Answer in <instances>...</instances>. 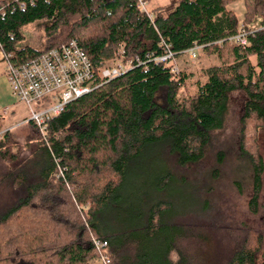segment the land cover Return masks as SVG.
<instances>
[{
  "label": "trees",
  "instance_id": "16d2710c",
  "mask_svg": "<svg viewBox=\"0 0 264 264\" xmlns=\"http://www.w3.org/2000/svg\"><path fill=\"white\" fill-rule=\"evenodd\" d=\"M236 1L244 8L240 22L227 9ZM135 2L0 0V52L14 65L71 40L94 68L117 60L118 51L122 60L159 57L161 40L177 55L203 46L200 51L218 61L194 93L183 91L187 74L173 73L171 63L135 67L49 120L47 145L30 122L22 146L4 132L0 197L6 192L11 198L0 211V264H97L91 238L106 241L110 264H264L259 231L190 225L182 215L169 219L171 204L161 198L169 175L136 200L122 188L145 147L166 148L175 168L199 161L224 122L229 94L238 91L244 100L237 144L252 171L247 209L257 214L264 173L257 144L264 132V29L243 48L226 41L240 27L250 29L264 0H177L167 14L149 9L150 19ZM39 20L47 23L44 46L19 47L22 29ZM30 144L31 156L19 160ZM54 158L65 168L58 178Z\"/></svg>",
  "mask_w": 264,
  "mask_h": 264
},
{
  "label": "rangeland",
  "instance_id": "374dc122",
  "mask_svg": "<svg viewBox=\"0 0 264 264\" xmlns=\"http://www.w3.org/2000/svg\"><path fill=\"white\" fill-rule=\"evenodd\" d=\"M177 0H151L147 9L162 7L165 14L170 13L173 3ZM233 11L240 22L244 8L242 2H234L227 7ZM46 21L39 20L25 26L23 41L19 47L30 46L34 50L44 46L43 26ZM261 25L258 17L254 20L250 30L254 31ZM119 53V51H118ZM177 68L187 74V83L183 91L194 93L196 84L206 80L205 72L218 65L212 54L203 51L195 60H178ZM108 65L113 61L107 62ZM244 97L238 91L229 94L228 109L224 122L219 130L212 133L211 141L204 150L202 158L186 168H175L166 148L154 145L145 147L139 156L128 167L127 177L123 181V190L133 195L132 199L144 192H150L157 181L164 179L165 174L171 177L161 198L171 204L167 217L177 218L182 215L181 222L204 227H230L232 229H252L262 234L264 247V173L261 179L262 189L258 203L257 214L247 209L251 196L252 171L248 160L239 153L237 135ZM3 117L2 128L6 125ZM21 124H23L21 122ZM24 125V124H23ZM29 134V133H28ZM11 136V135H10ZM14 144L24 142L23 133L16 132L10 137ZM258 152L263 159L264 171V132L257 136ZM19 160L30 156L28 151H21ZM0 199L1 212L4 204L11 195L4 193ZM186 215V217H184ZM176 216V217H175Z\"/></svg>",
  "mask_w": 264,
  "mask_h": 264
},
{
  "label": "built area",
  "instance_id": "2783aa9c",
  "mask_svg": "<svg viewBox=\"0 0 264 264\" xmlns=\"http://www.w3.org/2000/svg\"><path fill=\"white\" fill-rule=\"evenodd\" d=\"M148 0H136L137 9L145 14L148 19L151 14L147 9ZM24 4H21L23 7ZM3 13L0 14V17ZM261 25L258 29H264V9L258 15ZM256 29V30H258ZM245 30L240 27L237 32L229 37L226 42L231 45L243 48L247 45L250 36H254L256 31ZM161 40L158 46L162 49V55H146L143 59L139 56L122 60V51H119L117 60L113 64L101 65L94 68L87 55L78 46L74 40L69 41L62 46L51 48L36 58L23 62V64L14 65L8 63L4 57V78L9 86L10 95L26 107L28 115L23 124L32 123L37 129L38 135L45 141V129L47 122L58 114L62 113L66 105L74 100H79L87 93H91L95 88L105 85L108 81L123 75L127 71H132L135 67L145 66L147 62L171 63L173 73H177L176 61L184 57L188 61L195 60L203 46H193L177 55L170 52L169 46ZM222 41L216 42L220 44ZM1 48V47H0ZM3 115L7 114V109L1 111ZM56 173L54 178L62 176L64 167L59 165V161L54 158ZM91 244L98 254L97 264H110L107 256L106 241L91 238Z\"/></svg>",
  "mask_w": 264,
  "mask_h": 264
},
{
  "label": "crops",
  "instance_id": "0c3cea01",
  "mask_svg": "<svg viewBox=\"0 0 264 264\" xmlns=\"http://www.w3.org/2000/svg\"><path fill=\"white\" fill-rule=\"evenodd\" d=\"M241 18H242V15H241ZM181 59L186 60L184 57L179 58L178 60H181ZM4 62L6 61L2 53L0 52V137L4 132H8L11 136H13L16 132H21L23 133V138H24L23 143H25L26 141L25 139L29 135L28 134L29 126H27L26 123L23 125L21 124V122L25 121V119L27 118L28 112H27L26 107L22 106V104L18 103V101L10 95L9 86H7L6 80L4 78V72H3ZM3 109H7V114L3 115L1 113ZM3 117L6 118V122H7V124L4 125V128L1 127ZM23 143L21 144L15 143V144L18 146H22ZM32 149H33V145L30 144V147H28L27 151L30 153ZM30 156H31V153H30ZM14 165L15 164L11 165L10 167L13 168ZM3 166L4 164L0 162V170H3ZM9 201L6 204H8Z\"/></svg>",
  "mask_w": 264,
  "mask_h": 264
}]
</instances>
